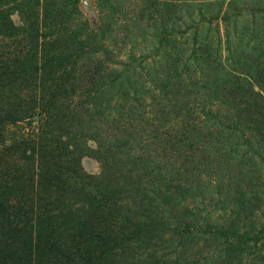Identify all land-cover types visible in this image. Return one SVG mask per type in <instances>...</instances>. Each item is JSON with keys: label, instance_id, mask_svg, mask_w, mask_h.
<instances>
[{"label": "rangeland", "instance_id": "obj_1", "mask_svg": "<svg viewBox=\"0 0 264 264\" xmlns=\"http://www.w3.org/2000/svg\"><path fill=\"white\" fill-rule=\"evenodd\" d=\"M0 264H264V0H0Z\"/></svg>", "mask_w": 264, "mask_h": 264}]
</instances>
